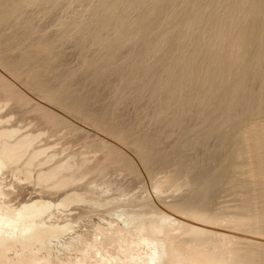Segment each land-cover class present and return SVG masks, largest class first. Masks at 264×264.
<instances>
[{
    "label": "bare ground",
    "instance_id": "bare-ground-1",
    "mask_svg": "<svg viewBox=\"0 0 264 264\" xmlns=\"http://www.w3.org/2000/svg\"><path fill=\"white\" fill-rule=\"evenodd\" d=\"M67 1L69 2V0H0V9L3 8L4 11L11 12L17 11L21 7L23 8V5H26V7L29 8L49 11L51 12V14L47 13L49 16L54 15L52 14V11H58V9H61L66 5L65 3ZM22 22L27 24L28 18H23L21 23ZM74 24L77 26V31L76 34H74V31L72 33L74 34L73 36H75L73 39L76 38V41L78 40L76 45L78 47L75 46L78 50L82 52L83 49V51H85L84 48L87 49L86 45L88 42L93 43V46L95 47L98 45L104 49L103 53L100 56L98 55V58L86 63L85 68L83 65V68L86 69L84 70L86 73L84 71L81 72L82 74H85L83 75L84 77L86 74H89L87 78L92 75L93 77H91L93 81L95 80L94 82H96L97 85H105L111 94L117 95V100L131 101L133 98L135 99V96L139 97V94H148L149 92L150 100L156 102V105H154L156 106L155 109L151 112L152 114L150 113V115H152L151 121L153 124L155 123L154 125L156 128L154 129L151 125L153 130L138 138L136 140L135 148L133 149L136 154L140 155L141 158H139L144 164L150 165L151 163L160 161L164 158L161 154L162 150L160 151L157 147L160 145L159 142L162 141L163 137L166 138L171 128L181 127L189 120L190 116L193 114V109L195 108L196 103H198V106L200 107L202 103H205L202 107L207 104H212L217 108L218 112L220 110L222 111L226 123L239 121L242 117H250L254 114L264 113V0H102L97 6H94L93 9L89 10L83 18L74 21ZM71 25L73 26V24ZM68 26L69 24L66 27ZM64 27L65 26H63V28ZM9 38L10 37H8V39ZM64 42L62 41V43ZM68 42L69 41H67V44ZM11 49L12 44L10 42L0 45V58L4 60H2L1 63L4 62L3 67L10 74L8 76H12L16 81L18 80L17 84L20 81L22 86L23 84L27 85V87H30L33 92L41 90L42 83L39 82V80L34 81L36 76H33L34 80L24 77V74L26 75L24 70L26 66L23 65H26L27 62H22L23 65H19L17 59L11 55ZM123 52L125 54H123ZM18 57L19 56H17V58ZM154 58H157L155 64L153 63L154 65H150L149 61ZM87 61H83V64ZM111 65H117L118 67V70L115 68L117 71H115L114 75L111 68L109 69L108 67H111ZM106 67H108L107 70H111V74L114 78L110 75V71L107 74L110 75V77L103 72V69ZM43 73L45 72L43 71ZM46 74L48 73L46 72L44 75ZM80 75L81 74H79V77ZM111 77L113 79L109 80ZM36 78H38V76ZM76 78L78 80V77ZM83 78L81 77V79ZM57 80L58 78L56 81ZM54 83H52L51 87L57 85H54ZM152 83L156 84V87H151ZM72 85L73 83H68L64 85L63 88L60 87L57 89L60 90V92L58 91L59 93H56L54 100L57 102L60 101L59 104L62 106V104L64 105L62 102L63 99H68L69 103L74 106V109L72 110H70L71 108L69 109L66 107L69 115L71 113L82 119L85 118L84 120H86V122L88 121L92 126L100 129V116L106 121L108 113H101L102 115H99L97 113H92L90 110L91 116H87L86 118V108L89 105V99L86 100V96L84 99L79 95L74 94V91L71 88ZM44 89L46 90V88ZM18 93L17 91L15 92V89H13L11 85L0 78V264H225L228 260V258L226 259L228 254H231L233 256L232 258H235L234 256H236L235 254H237V251L232 253L230 250L231 247L229 248L228 244L227 247L229 250L226 251L223 244L224 241L226 243L227 237L230 236L223 235L222 232L216 235L213 233L214 235H212L213 238L214 236H217L218 240L220 237L223 239L222 241L220 240L223 245L219 244L220 242L218 241L219 249L221 245L222 248L224 247L225 249V254L223 253L222 257L223 261L220 260V255L216 254L215 257V252L218 251L215 247V244L217 243L216 237L214 238L216 240L215 243H213L214 239L212 242L214 245L213 249L216 248V251L213 249L211 250V248H209L210 250H207L206 248L210 246V242L206 243L204 240L202 242L200 239H204L206 235L204 236L203 233H206V230L202 233L201 229H195L197 227H192V224L190 225L193 214L195 213H192L191 215L188 214L189 212H182V214H184L183 216L188 217V221L191 219L190 223L186 221V217V219H183L182 217H180L181 219H177L166 213H156V208V211L151 214L152 216L153 214L156 215V217L154 216L155 219L150 216L153 220L151 219L146 222L144 221V219L146 220L144 213L142 216L141 214L140 216L139 214L137 215V210L136 212L133 210L134 213H129L133 209L132 207V209L128 208L130 210L129 212L125 207L124 208L127 210L120 208L114 211L113 209L112 212L108 211L107 213L110 212L111 215L113 214L112 220L120 222L121 225L114 226V223H111L112 220H110L109 223L104 221L106 226L108 225V230L104 229L105 232H98L101 229L97 227L98 229H95L96 231L94 230V233L97 232V235H93L101 238L92 242H90L91 239L90 241L86 239L84 240V236L83 238L73 237V229L72 226L69 225L71 223L68 222L67 224V222L63 220L65 222V224H63L64 222L62 223L60 220L65 211L63 208H66V211H68L67 208H70L71 204V206H73L75 203L74 201H82V198L78 195V193H80L79 190L75 189L78 185L75 187L74 184H78V182L80 184L85 177L92 172L95 173V169L96 173L99 172L97 169L102 167V163L100 160L96 162L92 161L94 164L91 167L92 162L89 158L84 156L86 154H75L78 152L77 150V152H74L73 154L71 152V154H65V151L61 150L60 152L55 151L57 146L55 147L54 144L51 145V141L50 143H47L49 140H46V143H44L42 142L44 140L40 139L42 129L40 130V134H38L39 131L37 132L38 128L36 129V133L33 129H31L30 132H22L23 126H19L20 122L22 123L21 120L18 123V126L21 129H19L15 122L16 125H10L13 123L12 121H14L12 116L13 119L10 121V115L13 113L17 114L16 110L21 111V114H23L21 109L25 106V100L21 97L22 94L20 93V96ZM70 104L68 105L69 107ZM6 107L7 109L8 107L10 109L8 114L3 112ZM204 109L202 110L203 113ZM209 115L208 118H210ZM23 116L21 115V117ZM211 116L213 117V115ZM54 117L50 116L48 120L46 119L47 121L45 123L49 124L50 127L53 126L51 134L55 131L53 135H57V132L59 133L60 131H57L58 126L61 124L60 121L58 122ZM34 121L35 120H33V122ZM112 124L113 125L106 130V133L120 143H123L125 140L127 141L126 138L133 134L134 129L129 127L125 122ZM40 127L41 126L39 125V128ZM204 129H202L203 132ZM32 131H34V134ZM249 133L251 134L252 132ZM75 134L77 133L75 132ZM215 134H217L216 130L209 131L207 134L205 132L206 136L204 138H210L215 136ZM253 135H255V137L252 136L255 138L254 148L256 150L264 151V128H261L256 132L254 131ZM41 137L43 139L44 136ZM39 139L41 141H39ZM197 142L198 141L192 138L186 140L184 144H181L183 146V151H194ZM79 146L83 147L82 145ZM102 148H104V144ZM107 148L105 147L104 149ZM108 153L110 152L108 151ZM183 156H176L177 159L175 161V166L177 172L188 170L190 162L193 160L187 161ZM102 157L101 154V158ZM105 157L107 156L105 155ZM217 160L218 158L216 155L214 156V154H212L211 158L208 160V164L203 167L195 177L196 181H203L206 179V176L211 174H208V170L210 169L209 166L213 163H217ZM8 173L12 175L11 178L14 177L17 181L14 182L13 180L14 183H23V185H21L23 187H25L24 184H27V187L25 188H28V184L32 186L33 191L35 190V197H31L28 201L24 198V201L17 206L13 205L15 201L13 202L11 199L12 196L17 194L16 198H21L22 189L24 188L21 186L19 188V186L13 185L14 187L12 186V189L10 187V189H8V183L7 186L4 185L6 184L4 183L5 180L9 178L8 176V178L5 179L4 176ZM96 173L94 175H96ZM90 184L87 185L91 186L92 184ZM79 186L81 187V184ZM15 187H18L20 190ZM13 188L18 191L15 192ZM132 190L134 189L132 188ZM86 191L88 194H83H86L87 198L93 196L89 195V193H92L90 190H85L84 192ZM36 192H38L37 194L39 195H37ZM94 192L98 193L96 190H94ZM45 193H52L49 194L52 197L54 196L53 193L58 194V196L60 193L62 195L59 196L56 201H54L53 198L52 201H49L47 200L49 199L47 197L49 195L46 196ZM98 194H100V192ZM24 195L27 197L26 194ZM42 195L44 197L46 196L47 199H44ZM84 197L86 198V196ZM91 198L92 197L87 199V203L90 204ZM83 202L84 201L81 203ZM110 202L108 201L107 204L112 205L113 202ZM87 203L86 205H88ZM74 205L76 206L78 204L75 203ZM78 207L74 208L78 209ZM60 208L64 210L62 214V209ZM117 210H119V212ZM89 213L91 214L90 211ZM143 216H145V218ZM195 220H197V217ZM60 221L63 225H61ZM115 224L117 225L118 223ZM190 233H192L191 236L193 233L198 234V236L201 233L203 234L200 238L198 237V239H195L194 236L192 237L196 241L198 240V242L201 241L203 244L206 243L205 250L203 249L204 247L201 250L200 248L203 245L196 241L192 242L191 238L190 243H188L189 240L187 239V245L180 240L184 235H187L184 236L185 238L189 237L188 234ZM208 233L210 232H207V234ZM65 237H69L68 240L66 239V242H64ZM233 237H230V240L231 238L233 239ZM177 240H180L183 245H179L180 242H176ZM193 243L196 244L193 245ZM229 243H231V241ZM207 244H209V246H207ZM220 250L218 252L219 254H222L221 251L224 250ZM210 251L214 252L212 253ZM70 252H72V254ZM75 252L76 255L79 256H75L76 258L73 257V259L68 257V254L73 255ZM226 252L228 254H226ZM65 254H67V256H65ZM213 254L214 256H212ZM10 255L14 258H10ZM63 256H65V258ZM218 258L223 263L218 261ZM229 260L231 261V258ZM228 264L230 263L228 262Z\"/></svg>",
    "mask_w": 264,
    "mask_h": 264
},
{
    "label": "rangeland",
    "instance_id": "rangeland-1",
    "mask_svg": "<svg viewBox=\"0 0 264 264\" xmlns=\"http://www.w3.org/2000/svg\"><path fill=\"white\" fill-rule=\"evenodd\" d=\"M101 1L102 0H69V2L67 1L65 3L66 5H64L61 9H58V11H52L53 12L52 14H54V15H49V16H48V14H51V12H49V11L44 10L45 11L44 12L41 9L26 7V5L25 6L23 5V8L21 7L17 11H11V12L10 11L6 12V11H4L3 8L0 9V45L3 43L5 44V43L10 42L12 44L11 55L17 59V61H18L17 63L19 65H23L24 62H27L26 65L25 64L23 65V66H26L28 68V69L26 67H25L26 69L24 68L25 73H26V75L24 74V77L29 78V79L31 78L34 80L33 76L34 77L38 76V78L35 77L34 81L39 80V82L42 83L41 88H40L41 90H39L40 92L39 91L33 92L30 89V87H27V85H25V84H23V86H22V83H20V81L17 84L18 80L16 81V79L13 78L12 76H8L10 74L3 67L4 62L1 63L3 59L0 58V78H2L6 83L11 85L13 87V89H15V92L16 91H17V93L19 92L18 93L19 95L21 93L22 96L21 95L20 96L23 97L25 100V106L21 109L23 111V114H21V111L18 110L19 111L18 112L16 110L17 114L13 113L14 115L13 114L10 115V121L14 118L13 119L14 121H12L13 123L10 125L17 123V126H18V123L21 120L22 123L20 122L19 126L20 125H21L20 127L23 126L22 132H24V131L30 132L31 129H33V130H35V133H36V129L38 128L37 132L39 131L38 134H40L41 133L40 130L42 129V134H40V135L44 136V137L42 139V137L40 136V139L44 140V141H42L44 143H46V140H49V142L47 141V143H50V141H51V145L54 144L55 147L57 146L55 151H58V152H60V150L65 151V154H71V153L73 154L74 152L78 151L75 154H82V155L86 154L84 156L89 158L91 160V162L92 161L96 162V161L100 160V162L102 163L101 164L102 167L97 169V171H99V172L96 173V169H95L94 172L96 173V175H94L95 173L92 172L90 175H88L87 177H85L82 180V182L80 183L82 189L79 186L80 185L79 182H78V184H74L75 187L78 185L76 188L75 187H73V188L79 190L80 193H78V195H80V198H82V201H84V202L81 203L82 202L81 200H80V202H78L79 200H76L78 203L76 201H74L78 205L75 206L74 205L75 203H74L73 206H71L72 205L71 204L70 208L69 207L67 208V210L69 212L66 211V208H63V209H65V211L62 208H60V209H62V211L60 210L61 214L64 211L63 215H62L63 217H62V219L60 218V220L62 221V223L64 221L67 222V224H68V222L71 223L69 225L72 226L73 237H82L83 238V236H84V238H83L84 240L86 239V240L90 241V239H91L90 242H92V241H95L96 239L99 240V238H101V237L95 236V235H97L96 234L97 232L94 233L95 229L99 228L102 230V231L99 230L98 232H103L104 229L108 230V228H107L108 225L106 226L105 222L109 223L110 220L113 219V217H112L113 214L112 215L110 214V212H112L113 209L115 211L116 209H120V208L124 209V210H127L128 208L129 209L133 208L131 211L128 209V212L130 211L129 213H134L137 210V212H138L137 215L139 214V216H140V214L142 216L144 213V215L146 216V220L144 219V221H146V222L150 221L152 218H154V216L156 217L155 214H153V216L151 215L152 213H154L156 211L155 210L156 208H157L156 213H161V214L166 213V214L171 215L177 219L180 217H182L183 219L187 218L186 221L189 223H190L191 219H190V221H188L189 220L188 217L183 216L184 214H182V212H186V213L189 212L188 214H191V215H192V213H195V214H193V217L195 219L197 217V220H195L192 217V221H191L190 225L192 224L191 225L192 227H194V226L197 227L195 229H199V230L201 229L202 233L204 230H206L205 231L206 233H203L204 236L205 235L206 236L204 237V239L200 238L201 235H203L202 233L201 234L199 233L200 234L199 236H198V234L193 233L192 236H194L195 239H198V237H199L202 242H203V240L206 243L210 242L209 243L210 246H209V244H207V246H209V247L206 248V245H205L206 243L203 244V243H201V241L200 242H198V240L196 241L191 236L192 233L188 234L189 237H187V238L184 237L187 235H184L182 238H180V240H182L183 243L185 242L184 243L185 245H187L186 242L188 239L189 240L188 243H190L191 241L192 242L196 241L197 243L202 244L203 246L200 245L201 250L203 247H204L203 248L204 250H205V248L207 250L209 248H211V250H212L213 246H214L213 243H215V241H216L214 238L216 237L217 243L215 244L216 245L215 247L218 249V251L220 249L221 250L223 249L224 251L220 250L222 252V254L221 253L219 254L218 251L215 252V257H216V254L220 255V260H222L223 253L225 254V249H226V251H228L230 247H231L230 250L232 251V253H235L237 251L236 252L237 254H235L236 256H234L235 258H232L233 256L231 254L229 255L226 252V254H228L227 255L228 257H226V259L228 258V260H229L231 258V261L234 263H232L230 260L226 261V259H225V261H226V262L224 261L225 264H228V262L230 264H239V263L240 264H254V263L255 264H264V166H263L264 165V162H263L264 151L263 150H256L254 148L255 138L252 137V136L255 137V135H253L254 131L256 132V131H259L261 128H264V113L254 114L253 116H250V117H248V116L242 117L239 121L226 123L221 110L218 112L217 108L214 107L212 104H210V105L207 104L206 106L202 107V105H204L205 103H202V105H201L202 108H201L200 106H198V103H196L195 108L193 109V114L190 116L189 120L186 123H184L181 127L171 128L170 131L168 132L169 134L166 136V138L163 137L162 141L159 142L160 145L157 147H158V149H160V151L162 150L161 154L164 156V158H162V160H160V161H156V162L151 163L152 165L151 164L147 165V164L142 163V161L140 160V158H141L140 155L136 154V152H134L133 149L135 148L136 140L138 138H140L142 135L144 136L145 133L148 134L150 131H152L153 130L152 126L154 127V129L156 128V126L154 125L155 123L153 124V122L151 121L152 115H150V113L153 112V110L156 107V106H154V105H156V102L150 100V98H149L150 93L149 92H148V94L146 93L147 95L145 93H142V95L139 94L138 95L139 97L135 96V99L133 98L131 101L117 100V98H116L117 95L111 94V92L109 91L108 88L105 87V85L104 86L101 84L97 85V83L94 82L95 80L93 81L92 75H90V77L87 78V76H89V74H86V76H85L86 80H85V77L83 76L85 74L81 73L84 70H86V69H84L86 67V63H89L92 60H95V58H98L103 53L104 49L101 48L100 46H98L97 44H96L97 46L95 47V46H93L94 45L93 43L88 42L86 45L87 49L84 48L85 51H83V49H82V52L80 50H78L76 48V47H78V46H76L78 40L76 41V38L73 39L75 37L73 35L76 34V31H77V26H76V24H74V21L83 18V16H85L89 12V10L93 9L94 6H97ZM25 17L28 18L27 24H25L24 22L21 23V21H23V18H25ZM70 18H72V19H70ZM68 24L71 27H69V26L66 27ZM71 24H73V26ZM63 26H65V27L63 28ZM68 31H71V32H68ZM73 31H74V34L72 33ZM64 33H66L67 35ZM7 36L10 38L8 39ZM4 38H5V40H4ZM63 38H64V40H63ZM16 39H18V40H16ZM62 41L63 42L65 41V42L62 43ZM67 41H69L68 44H67ZM43 42H45V43H43ZM35 48H36V51H35ZM94 50H95V52H94ZM126 51H127V49H126ZM85 54H87V55H85ZM123 54H125V53L123 52ZM17 56H19V57L17 58ZM23 60H25V61H23ZM156 60H157V58L150 60L149 64L154 65ZM83 61H87V62H85L83 64ZM83 65H84V68H83ZM108 67H109V69L111 68L113 75H114L115 71L118 70L117 65H111V67L110 66H108ZM108 67L104 68L106 70L103 69V72L107 75L110 71V75L112 76L111 70H109V69L107 70ZM27 70H29L30 72ZM43 71L45 73L46 72L48 73V74H46L47 76L44 75L45 73H43ZM78 73L81 74L80 77H79ZM110 75H107V76L110 77ZM50 76H52V77H50ZM45 77H47V78H45ZM54 77H55V79H54ZM76 77H78V80ZM81 77L82 78L84 77V78L81 79ZM112 77L114 78V76H112ZM112 77L110 79L109 78L108 79L112 80L113 79ZM57 78H58V80L56 81ZM13 79L15 80L16 83L14 82ZM162 81H161V83H162ZM57 82H59V83H57ZM92 82H93V85H92ZM52 83H54V85L55 84H57V85H55L54 87H51ZM68 83H73L71 88L74 91V92L72 91L74 94L79 95L80 97H82L84 99L86 96L87 97L86 100L89 99V101H88L89 105L87 106V108L88 107H90V108H88V109L86 108V110H87V115L85 116L86 118H87V116L88 117L91 116V114H90L91 112L97 113L99 115H102L101 113H103V114L106 112L108 113L106 116V121H104L105 119L100 116V120H99V122H100L99 124L101 125L100 129L95 128L88 121L86 122V120H84L85 118L82 119L81 117H77L71 113L69 115V112L67 111L66 107L69 109L71 108L70 110H72V109H74V106H72L69 103L68 99H63L62 102L64 103V105L62 104V106H60V104H59L60 101L57 102L54 100L56 93L60 92V90H57V89H59L60 87L63 88L64 85H66ZM152 86L154 88V87H156V84L152 83L151 87ZM44 88H46V90ZM41 91H42V93H41ZM139 101H141V102H139ZM68 103L70 104V107L68 106L69 105ZM116 103H118V104H116ZM27 104H28V106H27ZM26 106H27V108H26ZM118 107H119V109H118ZM8 109H9V107H8ZM8 109L6 107V109H5L6 111L4 110L3 112L4 113L6 112L5 114H8L10 112V109L9 110ZM203 109H204V113H206V114H204L202 112ZM88 110H89V112H88ZM90 110H91V112H90ZM116 111H118V112H116ZM65 112H66V114H65ZM196 113L197 114L199 113V114L197 115ZM5 114H3V115H5ZM207 114L208 115L211 114V115H213V117L211 115H209L210 118H208ZM16 115H18V116H16ZM21 115L22 116L24 115V116L21 117ZM38 115H40V116H38ZM49 115L51 117L56 116L54 118L58 122L60 121L61 125L59 124L60 126H58V129H57V131L58 130H60V131H59V133L57 132V135L55 134L56 136L53 135L55 133V131L51 134V132L53 131V129H52L53 126L50 127L49 124L45 123L48 120V118L50 117ZM57 117H58V119H57ZM211 118H212V120H211ZM40 119H41V121H40ZM33 120H35V121L33 122ZM102 121H103V123H102ZM149 121H150V124H149ZM217 121H218V123H217ZM223 121H224V123H223ZM25 122H27V123H25ZM118 122H125L129 127H132L134 129L133 134L131 136L127 137L126 138L127 141L125 140L123 143L118 142L115 138L110 137L106 133V130L110 126L113 125L112 123L115 124ZM232 123H233V125H232ZM37 124H39L41 127L39 128V125H37ZM107 124H108V126H107ZM215 124L216 125L218 124V125L216 126ZM142 125H144V126H142ZM42 126H43V128H42ZM20 127H19V129H21ZM24 127L26 128V130ZM150 127H151V129H150ZM204 127H205V129H204ZM209 128H211V129H209ZM202 129H204V132ZM215 130H216V133L218 135L215 134V136H212L210 138H207V139L204 138L206 136L205 132L207 134V132L215 131ZM33 132L34 131H32V133ZM75 132L80 137L77 134H75ZM199 132H201V133H199ZM249 132H252V133L250 134ZM38 134H36V135H38ZM82 135L84 138L82 137ZM49 137H51V138H49ZM80 138H82V139H80ZM191 138L198 141L196 144V149L194 151H183V149H182L183 146L181 144H184V142L186 140H189ZM40 139H39V141H41ZM245 140H247V141H245ZM55 142H57V143H55ZM77 142H78V144H77ZM117 143H118V145H117ZM58 144H59V147H58ZM103 144H104V148L105 147L106 148L108 147V148L107 149L102 148ZM60 145H62V146H60ZM79 145H82L83 147H81ZM241 145H242V148L244 147L245 149L244 148L242 149ZM71 147H73V148H71ZM80 150L83 152H81ZM108 151L110 153H108ZM99 152L102 154V156H103L102 158H101V154ZM212 154H214V156L216 155V157L218 158L217 163H213L209 166L210 169L211 168L212 169L208 170V174L211 173L210 175H212V176H210V175L206 176V179H204L203 181L202 180L196 181L195 177L201 171V169L208 164V160L211 158ZM105 155L107 157H105ZM178 155L179 156L184 155L183 157H185V159L187 161H190L193 159L190 162V167L188 168V170H183L181 172H177L176 166H175L176 165L175 161H176L177 157H179ZM96 159H98V160H96ZM109 159H110V161H109ZM106 160H108V161H106ZM257 161H259V162H257ZM93 162H92L91 167L94 164ZM262 163H263V165H262ZM104 165L107 168H105ZM97 174H99V175H97ZM8 176H9V178H8ZM4 177H5V179L8 178L4 182V183H6V184H4L6 186L8 183V187H7L8 189H10V188L12 189L13 185L19 186V188L21 185H23V183L22 184L18 183L19 185L17 183H14L16 180L14 179V177L11 178L12 175L9 173L7 175H5ZM90 178H92V179H90ZM13 180H14V182H13ZM89 180H91V181H89ZM127 182H128V184H127ZM85 183H86V185H85ZM205 183H206V185H205ZM87 184H90L91 186H89ZM156 184H157V186H156ZM24 185H25V187H27V184H24ZM29 186H30L29 184H28V188L21 186L22 188H24V189L21 188L22 189V196H21L22 199L20 197L16 198L17 194L12 196L11 199L13 200V202L15 201L13 203V205L17 206L19 203L24 201V198L26 201H28L31 199V197H33V196L35 197V195H34L35 190L33 191V187L32 186L29 187ZM158 186H159L160 190L158 189ZM94 187H95V189H94ZM15 188H18V187H15ZM15 188H13V190L15 192L20 190L19 188H18V190H15ZM132 188L134 190H132ZM83 189L88 190V191L90 190L92 192L91 194L89 193V195H93V196H90V197H92L90 204L87 203L88 202L87 199L90 198V197L87 198L86 194H88V192L87 191L84 192L85 190H83ZM135 189H136V191H135ZM94 190L98 191V193L100 192V194H98L97 192H94ZM26 191L29 193H27ZM37 193L38 192H36V194ZM76 193H77V191H76ZM83 193H86V194H83ZM24 194H26L27 197H25ZM45 194L47 196V195L52 194V193H45ZM37 195H39V194H37ZM53 195L55 197L54 196L52 197L50 195L47 196L49 199H47L46 196H45L46 198L44 196L43 197H44V199H47L49 201H52L53 199H54V201H56V199H58V197L61 196L62 194L60 193V195L58 196V194L53 193ZM83 195L86 196L87 199ZM102 198H103V200H102ZM85 201L88 205H86ZM108 201L109 202L112 201L113 202L112 205L107 204ZM137 202H139V203H137ZM79 203H81V204H79ZM130 204H132V205H130ZM112 206H113V208H112ZM115 206H116V208H115ZM176 206H177V208H176ZM74 207H76V208L78 207V209H76ZM124 207L127 209H125ZM183 207H184L185 211H184ZM81 208L84 210H82ZM171 208H172V210H171ZM69 209H71V210H69ZM79 209H81V210H79ZM133 210H134V212H133ZM180 210H182V211H180ZM80 211H82V212H80ZM89 211L91 212V214L89 213ZM108 211H110V212L107 213ZM117 211L119 212V210H117ZM82 213L84 214V217H83ZM72 214H74V215H72ZM108 214H110V215H108ZM181 214H182V216H181ZM100 215H102V216H100ZM145 216H143V217L145 218ZM65 218H66V220H65ZM84 218H86V219H84ZM198 218H199V220L202 218L200 220V223H199ZM236 219H237V221H236ZM61 221H60V223H61ZM65 222L63 224H65ZM62 223H61V225H63ZM111 223H114V226L121 225L120 222H117L114 220H112ZM115 223H118V224L116 225ZM207 232H210V233L207 234ZM221 232L223 235H226V236H228V235L230 237L234 236L233 239L231 238V240H230V237H227V239L229 238L228 242H227V239H226V243H225V241L223 242L225 249H224V247L222 248L223 244L220 242V240L222 241L223 239L221 237L219 240H218L217 236H214V238H213L214 234L216 235V234H219ZM93 234H95V235H93ZM68 238L69 237H65L64 242H66L68 240ZM190 238H191V241H190ZM257 238H259V239H257ZM205 239H207V240H205ZM213 239H214V242H213ZM180 240H177L176 242H180ZM218 241L220 242L219 244H222L220 246V249L218 246ZM230 241H231V243L233 241L234 242L231 244V243H229ZM235 241H237V242H235ZM182 242H180L179 245L181 244V246H182L183 245ZM195 244L193 243V245H195ZM227 244H228L229 248L227 247ZM216 248L213 250L216 251ZM214 251H210V252L213 253ZM242 251H243V253H242ZM249 251H250V254H249ZM70 253L72 254V252H70ZM71 254L70 255L68 254V257L69 258L71 257V259H73V257L76 258L77 256H79V255H76V252L73 255H71ZM65 256H67V254H65ZM65 256H63V257L65 258ZM212 256H214V254ZM229 256H231V257H229ZM9 257L12 258L13 256L10 255ZM217 257H219V256H217ZM224 258H225V256H224ZM216 260H217V258H216ZM220 260L218 258V261H220ZM252 260H253V262H252ZM222 261H220V262L223 263Z\"/></svg>",
    "mask_w": 264,
    "mask_h": 264
}]
</instances>
